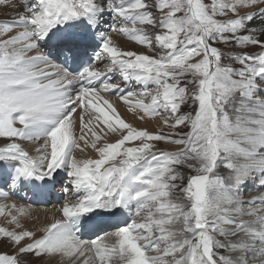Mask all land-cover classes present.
<instances>
[{
    "label": "rangeland",
    "instance_id": "rangeland-1",
    "mask_svg": "<svg viewBox=\"0 0 264 264\" xmlns=\"http://www.w3.org/2000/svg\"><path fill=\"white\" fill-rule=\"evenodd\" d=\"M10 1L11 4H9ZM61 1L52 3L49 8L52 11L64 9V3L62 4ZM121 1L117 0L114 3L111 0H94L91 3L80 0L76 4L72 0H67V4L64 6L75 11L80 6L89 10L90 7L101 5L103 9L99 15H96L101 17L105 11L116 8L115 4L119 5ZM138 3L140 4L138 7L149 15V19H145L143 14H134L130 9V2L126 6L121 7L120 5L118 7L116 16H123L124 20H127L125 21L126 25L116 27V29L121 30L117 31L115 35L112 34V37L110 36L111 41L108 40L112 47H106L111 57L109 64L107 63V70L115 67L121 69L118 65L125 64L126 70L134 72V69H131V63L133 66L141 68V75L138 73L136 79L128 74H122L121 77L125 78L124 75H127L129 76L127 80L131 79L136 84L140 82L146 87L148 84H152L153 89L147 87L146 89L142 88L140 93L134 91L127 93L123 87H119L111 99L113 102H108L113 95L112 90L106 91L112 95H106V92L97 91L96 86H91L87 90L84 87L81 94L88 106L79 108L78 103H76L68 109V107L65 108V105L67 106L68 103L74 101L75 97L72 92L78 88L66 83V80H69L66 79V75V78L58 82L64 86L65 91H62L61 95H66V98L63 97L64 101L61 100L62 103L60 102L61 104L57 105L56 108L47 107L50 116L57 112L60 117L57 119L48 117L47 120L60 121L70 116L74 117L78 113L81 114L82 118L80 117V127L75 133L76 137H81L82 133L83 135L94 134L100 126L108 123L122 125L125 136L135 135L136 131H131L132 128L129 126L125 127L124 119L130 115L133 116V119L130 120L136 122L159 119L160 122L165 123V126L158 132L160 136L157 138L154 136L156 132L150 130L143 132L141 129L140 142L136 141L130 144L133 146L139 143L140 147L137 146L136 151H132L131 147L122 146L116 156L121 158V167L135 165L139 169L142 167L148 169L143 175L140 174V177L147 175L148 180L158 186L160 191H163L160 197L170 201L173 206H180L179 204L182 205L183 202L184 206L192 204V207L185 212V217L182 220L185 224L188 222L189 226L192 225L190 226L191 230L185 231L186 240L184 239L183 244L178 245L177 248V252L182 251L183 256L178 259L174 255L171 259L175 258L173 264H180L181 261V264H203L204 261L199 258L206 259L209 247L214 249L213 241H215L216 232L211 227L214 223H210L212 219L209 220L211 217L209 213H212L219 204L217 191L222 187L220 188L217 184L224 182L225 177L219 173V181L209 180H212L213 174L218 175L222 162L226 159V153H231V146L234 143L232 137L236 135L234 127L240 121L241 114L249 105L261 103L264 99V79L262 78H257L256 84L251 85L259 92L252 93V87H249L246 92L248 83L252 84L256 78L254 76L264 75V40H260V37L257 39L254 32L249 30L245 31L244 35L240 33L238 26L233 25L238 14L242 16L246 14L245 11L235 12L232 6L233 0H139ZM23 4V0H0V13L6 14L10 19H16L11 21L0 20V39H2L0 45L4 44L5 39L17 37L22 41L27 36L22 33L26 26L20 22L21 20H18V18L25 16L24 20L29 18L27 16L29 11L26 10L25 5L22 6ZM132 7L133 10L140 11L137 7V0L134 1ZM14 11L16 15L10 17V13ZM80 11L78 10V12ZM93 20L96 22L97 18L93 17ZM129 20H132V23H129ZM142 20H146L143 25L148 26V30L144 29L143 32L136 26V23L138 25L139 21ZM32 24L28 23L29 26H38ZM47 27V22L43 28L39 25L36 28L37 34L41 33L40 37L45 34L43 37L47 42L45 47L47 51H50L49 42L53 40L52 43L57 48L54 50L53 46L51 51L57 52L60 49L61 52L63 48L58 49L60 47L58 43L62 41L63 38L60 37L64 36L63 33L58 30L48 33ZM6 31L9 32L6 33ZM146 31L147 33H145ZM29 39L37 45L36 51L39 52L38 47L41 46L36 41L37 39L31 36V33ZM27 44H17L11 55L0 47V68L2 70V72L0 70V103H6L4 106L0 105V171H2L0 172V179L1 182L5 181L7 170L12 169L15 171L14 179L22 182L14 186V183L7 186L1 185L4 192H0V200L11 197L30 205H41L37 203L34 197H32L34 201H30L17 196L26 195L29 197L32 190L48 189L52 187L51 184L62 182L67 184V191L63 186L66 194L61 187L56 189L54 187L53 190L58 189L57 195L65 196L64 201L60 203L61 205L68 199L70 202L67 205L68 209L83 199L90 185L86 184V181L81 180L75 173L70 158L64 161H69L66 167L62 163L63 167L60 165L52 170L50 148L47 141L50 128H42L39 133L28 132V127L24 126L22 121L25 118L22 115L23 112L21 114L13 112L15 108L13 98L15 97L12 96V93L16 92L17 89H24L18 91L19 93L23 92L34 96L46 93L44 88L49 87L46 79H40L41 72L32 75L30 69L24 70L23 65L20 64L22 63L20 58H18V62L11 60V56L16 54L24 59L27 58V54H24L29 46ZM24 46L25 48H23ZM94 50L96 51V49ZM50 59L52 60V55ZM43 62L41 63L43 64ZM42 64H40L41 67ZM8 68L12 73L3 72L4 69L7 70ZM35 68L31 70H36ZM60 70L62 71V69ZM95 70L97 69L95 68ZM104 70L106 69L104 68ZM156 73L160 75L155 76ZM10 74H14V76ZM252 74L254 75L252 76ZM54 76L58 77L57 74ZM30 80H36L38 83L31 84L29 87L27 83ZM13 82V89L10 90V84ZM154 82L156 83L153 85ZM100 87H107V85L101 84ZM134 87L138 88L137 85ZM236 93L237 97H233L232 95ZM55 96L51 93L49 98ZM240 98H246L249 103L243 106ZM98 99L102 103L96 104ZM94 105L96 107L93 108ZM17 114L21 117H17ZM165 127L167 128L165 129ZM144 135L146 138L143 140ZM120 138V140H124L123 136ZM126 149L131 152L126 151ZM125 152L129 157H124ZM30 153H36V155ZM25 161L31 163L29 169L31 168L34 174L29 173L28 175L26 173L28 169L22 168L23 165L26 166ZM141 172L143 173L142 170ZM57 173L61 177H56V180L49 176L50 174L57 176L55 175ZM38 175L45 176L42 178L44 182L31 181V179L39 178ZM199 175L203 176L200 178H203L205 182V189L203 188L201 192L195 191L192 184L193 179ZM49 178L50 182L47 183ZM212 190L216 191L215 195L210 192ZM20 192L22 193L20 194ZM223 193L229 195L228 188L223 189ZM52 199L48 200V202L50 201L49 205L47 202L42 206L55 205L56 203L51 201ZM198 202L199 204H197ZM96 211L97 215H93L95 218L103 219L111 216V210L98 208ZM179 221L181 222V220ZM183 226V224H179V228ZM1 230L7 229L1 228ZM192 232L194 233L193 238L189 237ZM0 236L1 240H7L0 244V259L2 260H0V264H20L21 262L39 264L44 261L46 253H39L40 249L44 248L43 246H32L26 243L24 246L20 245L21 249L20 247L15 249L18 242L16 234L12 237H8L7 233L0 234ZM223 247L226 248V246ZM1 250L3 251L1 252ZM222 250L223 252L226 251ZM188 251L193 252V255ZM27 253H31L28 258L25 256Z\"/></svg>",
    "mask_w": 264,
    "mask_h": 264
},
{
    "label": "bare ground",
    "instance_id": "bare-ground-1",
    "mask_svg": "<svg viewBox=\"0 0 264 264\" xmlns=\"http://www.w3.org/2000/svg\"><path fill=\"white\" fill-rule=\"evenodd\" d=\"M31 2L34 3L32 7L29 6ZM23 3L22 6L24 7L25 5L26 10L29 11L27 13L28 19L32 18L34 25L37 24L41 25L42 28L45 27L46 21L44 18L46 14L41 12L38 1L23 0ZM9 4H11V1ZM232 6L237 13L246 12L244 16L238 14L233 23L234 26L239 27L240 33L244 34L245 31L249 30L250 32H254L257 39L260 37V40H264V0H233ZM93 8H97V15H99L103 6H93ZM13 15H16L15 11L10 13V17ZM25 17L17 18L26 26L22 30V33H25L27 36L22 41L17 37L5 39L3 41L4 44L0 45V47L4 48L5 52L11 55L17 44L28 43L27 45L30 47L28 46L27 51L24 53L25 55L27 54V58L24 59L16 54L11 56V60L18 62V58H20L22 61L20 64L23 65L24 70L28 71L30 69V73L33 75L36 71L31 69H34L36 64H38V67L42 63L41 58L37 56V45L29 39L31 28L28 27V19L24 20ZM0 18H3L0 20L7 21L16 20L8 18L4 13H0ZM39 30L41 29L39 28ZM45 43L47 44V42ZM51 44L55 50L57 47L55 44ZM104 47H112V44L107 41ZM96 66L97 63L92 67L93 72H95ZM124 76L125 79L129 77L127 75ZM254 78L252 84L248 83L246 92L249 90V87H252L251 85L256 84L257 81L255 80L257 78L264 79V75H256ZM36 83L38 81L30 80L27 84L30 87L31 84ZM84 83L83 86H85L86 90L94 86L91 84L89 77H86ZM22 90L24 89L19 88L16 92L12 93V96L15 97H12L14 99H12L14 101L12 102L15 103L13 104L15 105L13 111L20 114L23 112L22 115L25 118L22 121L24 126L28 127V132L39 133L42 131V128H50L47 141L50 148L51 169L54 170L60 166L55 162L56 159L62 160L61 158H65L66 160L70 158V163L75 173L90 186L87 188L88 192L83 199L75 203V205H71V208L68 209L67 205L70 203L68 199L62 205L55 204L50 207L42 206L43 204L30 205L27 202L17 201L11 197L0 200V234L7 233L8 237L16 234L18 242L15 249H18L20 245L24 246L26 243L43 246L44 248L40 249L39 253L45 252L46 256L44 261L39 264H173L175 258L171 259V257L174 254L173 245L176 235L178 236L177 239L180 245H182L186 240L184 236L185 231L191 230L190 226L192 225L189 226L188 222L185 224L182 220L185 217V212L192 207V204L184 206L183 202L182 205L181 203L179 204L180 206H173L170 201L160 197L163 191H160L158 186L145 177H137L138 172L136 169L129 168V165L121 167V158L116 156L122 146H125V148L129 146L133 149L132 151H136L135 148L139 146V143L133 146L130 144L136 141L140 142L142 136L140 135L141 129H143V132L145 130L156 132L154 136L157 138L160 136L158 132L165 126V123L160 122L159 119L136 122L130 120L133 119V116L130 115V117L124 119L126 122L125 127H131V131L137 132L135 135L125 136L122 125L108 123L103 124L102 127L100 126L94 134L86 135L84 133L85 135H83L82 133L81 137H76L75 133L80 127L81 120V116L78 117L79 113L74 117L70 116L60 121L47 120L48 117L50 119L60 117V114L57 112L54 115H49V108L47 107L50 106V101L45 99L49 98L51 93L48 94L46 92L33 96L18 92ZM251 92L256 93L259 91L253 86ZM232 96L237 97V93ZM63 97L66 98V95H63ZM239 100L243 102V106L249 103L246 98H240ZM263 101L255 103V105H249L241 114L240 121L234 127L236 135L232 137L234 143L231 146V153H226V159L223 160L218 175L213 174L212 180H209L213 182L219 181L220 174L225 177L224 182H218L217 184L220 188L222 187L221 189L218 188L219 190L217 191L219 204H217V208L212 213H209L211 214L209 220L212 219L210 223H214L211 227L216 232L215 241H213L214 249L212 250L209 247L206 259L199 258L204 261L203 264H225L226 259L228 264H264ZM122 136L124 137L123 141L120 140ZM12 137L15 136L12 135ZM144 138L146 136L143 137V140ZM126 151L130 150L126 149ZM30 154L36 155V153ZM124 157H129L126 155V152ZM63 162L61 161V164ZM24 163L26 166L23 165L22 168L28 169L26 173L28 175L29 173L34 174L31 168L29 169L31 163L26 161ZM114 165L116 167H113ZM201 175L193 179L192 183L195 191L198 190L199 192L203 190L205 183L204 179L200 178ZM41 177L45 178V176ZM131 179H137L133 183V187L136 190L129 193L137 201L143 198V204L135 208L136 215L143 213L137 219L140 222L136 221L135 215H132V219L127 215L125 217L130 226H133L135 230L126 226L118 230L113 228L95 240H86L82 238L81 234L76 233L73 228L68 226L65 221V211H68L69 214L85 209L97 210L98 208L111 210V213L116 211L119 198L117 191L123 188V183L127 181L132 186L130 184ZM240 183L241 185H239ZM227 188L229 195L223 193V189ZM0 192H4L1 185ZM210 192L214 195L216 193L214 190ZM186 196L188 195L186 194ZM214 206L216 205L214 204ZM131 208H133V202L127 204L126 213H129ZM175 213L176 216H174ZM179 224H183L184 226L179 228ZM75 226L79 227L80 224L76 223ZM66 227L70 229L68 230ZM1 228H6L7 230L2 231ZM189 237L193 238L194 233L192 232ZM4 241L7 240H1L0 236V244H3ZM13 243L12 245H15ZM223 246H226L228 250ZM222 249L227 252L225 251L226 253H224ZM191 255H193V252H191ZM25 256L28 258L31 256V253H27ZM182 256L183 252L179 251L177 258L179 259ZM20 264L27 263L21 262Z\"/></svg>",
    "mask_w": 264,
    "mask_h": 264
}]
</instances>
